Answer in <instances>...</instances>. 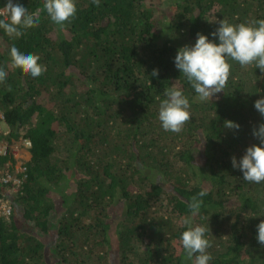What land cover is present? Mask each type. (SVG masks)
Wrapping results in <instances>:
<instances>
[{
  "label": "trees",
  "instance_id": "16d2710c",
  "mask_svg": "<svg viewBox=\"0 0 264 264\" xmlns=\"http://www.w3.org/2000/svg\"><path fill=\"white\" fill-rule=\"evenodd\" d=\"M25 2L41 8L40 23L14 34L0 29L8 69L0 110L9 137L31 141L23 187L10 197L15 209L0 217V264H113V249L120 264H191L179 237L201 189L207 195L195 219L208 228L209 264H264L256 239L264 182L244 180L231 163L259 143L253 129L264 116L254 102L264 96V71L229 60L223 90L196 101L174 63L198 32L211 39L220 19L264 18V0H76L63 27L44 0ZM14 41L40 57V76L14 63ZM171 86L190 101L179 132L158 120ZM226 120L240 128H226ZM8 161L12 154H0ZM115 206L126 209L119 226Z\"/></svg>",
  "mask_w": 264,
  "mask_h": 264
},
{
  "label": "clouds",
  "instance_id": "9594fccd",
  "mask_svg": "<svg viewBox=\"0 0 264 264\" xmlns=\"http://www.w3.org/2000/svg\"><path fill=\"white\" fill-rule=\"evenodd\" d=\"M95 2L98 4L99 0ZM43 10H46L51 21L63 27L76 15V0H44ZM40 13L41 8L31 10L25 0H7L0 8V29L9 34L20 33L24 30L21 25L27 27L40 23ZM210 35L211 39L209 34L198 32L195 42L179 47L174 57L175 67L194 89L196 101H205L209 96L212 97L214 93L223 90L230 72L229 60L237 61L241 66L254 63L256 68L264 71V18L239 24L220 19L218 27ZM11 55L14 63L22 65L23 70L33 77L40 76L46 70L45 66L39 63L40 57L37 54L23 49L15 41L11 45ZM158 75L159 69H153L151 76ZM7 77V67L0 64V80ZM254 107L264 116V96L255 100ZM189 108V98L182 89L175 86L165 88L164 98L160 99L158 108L161 127L166 131L179 132L190 119ZM224 126L228 129L240 128V124L232 120H226ZM253 135L259 143L248 146L239 159L234 155L231 163L233 168H238L243 173L244 180L259 184L264 182V122L253 129ZM13 138L14 143L19 144L22 137ZM25 151L22 150V154L31 157L26 148ZM206 195L207 190L201 189L192 196L188 204L190 214L183 218L186 228L179 238L185 256L191 264H209L212 259L211 254L207 252L210 247L206 235L208 228L197 223L195 219L201 210V198ZM256 229V239L264 245V220H260Z\"/></svg>",
  "mask_w": 264,
  "mask_h": 264
},
{
  "label": "built area",
  "instance_id": "2783aa9c",
  "mask_svg": "<svg viewBox=\"0 0 264 264\" xmlns=\"http://www.w3.org/2000/svg\"><path fill=\"white\" fill-rule=\"evenodd\" d=\"M9 134L10 127L6 119V114L0 110V154L5 155L9 153L14 157V163L13 161H8V164H5L6 166L0 163V217H9L15 209L10 197H15L14 195H17L21 191L24 181L20 177V173L26 171L24 165L26 160L20 159L22 157L24 158L25 154L21 156L22 150L20 152L16 150L15 152V139L13 137L10 138ZM18 145L29 148L31 141L29 138H21ZM1 190H4V192L2 193Z\"/></svg>",
  "mask_w": 264,
  "mask_h": 264
},
{
  "label": "rangeland",
  "instance_id": "374dc122",
  "mask_svg": "<svg viewBox=\"0 0 264 264\" xmlns=\"http://www.w3.org/2000/svg\"><path fill=\"white\" fill-rule=\"evenodd\" d=\"M14 149H15V152H16V150L18 152H20L21 150H23V151L25 150V148H21V146H19L18 143H17V146H16V144L14 145ZM26 150H27L28 154H31L30 148H26ZM29 158H30V156L27 155L23 159L28 160ZM71 184H72V187H73L72 189L73 190L76 189V183L73 182ZM72 189H70V187H69V191H72ZM57 201H59V200H57ZM113 209L111 210V214H112L111 221L114 222L113 223L114 226L115 225L119 226V224L122 222V218L125 216V210L126 209L123 206H122V208L120 206H115ZM114 226H113V228H114ZM115 229H116V227L114 228V230ZM114 237H115V240H118L117 234L113 235V238ZM118 244H119V241H117V245ZM110 254H111L110 258H111V261L113 262V264H120V259L118 258V252H116V250L113 249V250H111ZM54 256H57V255L54 254ZM93 260L95 261V257L93 258Z\"/></svg>",
  "mask_w": 264,
  "mask_h": 264
},
{
  "label": "crops",
  "instance_id": "0c3cea01",
  "mask_svg": "<svg viewBox=\"0 0 264 264\" xmlns=\"http://www.w3.org/2000/svg\"><path fill=\"white\" fill-rule=\"evenodd\" d=\"M21 156H22V154H21Z\"/></svg>",
  "mask_w": 264,
  "mask_h": 264
}]
</instances>
